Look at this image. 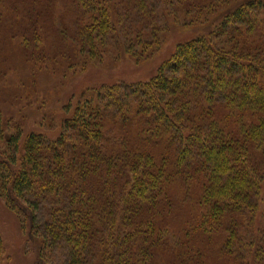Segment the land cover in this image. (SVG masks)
<instances>
[{
	"label": "trees",
	"instance_id": "obj_1",
	"mask_svg": "<svg viewBox=\"0 0 264 264\" xmlns=\"http://www.w3.org/2000/svg\"><path fill=\"white\" fill-rule=\"evenodd\" d=\"M20 1H43L41 14L20 8L23 28L37 45L51 31L68 66L119 30L142 38L156 10L154 0ZM215 3L176 7L201 20L229 5ZM1 125L0 196L45 249L67 245V264H264V0L178 45L149 81L82 94L56 140L4 137ZM5 255L0 233V264Z\"/></svg>",
	"mask_w": 264,
	"mask_h": 264
},
{
	"label": "rangeland",
	"instance_id": "obj_2",
	"mask_svg": "<svg viewBox=\"0 0 264 264\" xmlns=\"http://www.w3.org/2000/svg\"><path fill=\"white\" fill-rule=\"evenodd\" d=\"M178 1H153L156 10L150 15L148 34L142 38H135L126 30L120 34L119 30L118 38L101 49L100 54L79 57L73 61L75 64L68 66L64 64L51 31L40 34L41 39L45 35V40L37 45L32 43L23 28L20 8L23 6L24 11L25 8H37L35 15L41 14L43 1H26L23 4L20 0H0V120L7 131L4 137L18 131L24 138L37 133L49 141L56 140L63 123L73 116L82 94L103 86L149 81L178 45L208 36L227 12L245 2L227 0L229 5L215 6L201 20H196L194 14L188 18L183 10L176 7ZM204 1L203 8L216 4V0ZM57 5L62 7L66 4L58 0ZM71 14L74 13L69 7L67 19ZM51 20L48 15L41 18L42 23ZM24 39L29 41V46ZM41 54L46 56L44 60L39 57ZM56 55L59 58H55ZM6 142L5 138H0L2 153L8 151ZM29 200L36 202L32 196ZM39 205L41 211L36 215L41 229L49 224L52 205L49 199ZM28 225L0 196V233L6 253L2 264H67V245L53 242L51 249H45L41 234L34 231L33 238ZM42 235L46 233L43 231ZM39 254L44 256L43 259L39 260Z\"/></svg>",
	"mask_w": 264,
	"mask_h": 264
}]
</instances>
